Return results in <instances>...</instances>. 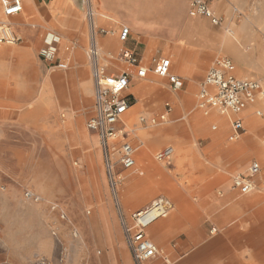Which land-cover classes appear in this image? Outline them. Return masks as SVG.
Here are the masks:
<instances>
[{"label":"crops","instance_id":"0c3cea01","mask_svg":"<svg viewBox=\"0 0 264 264\" xmlns=\"http://www.w3.org/2000/svg\"><path fill=\"white\" fill-rule=\"evenodd\" d=\"M208 1L221 19L219 24L205 16H191V0H23L24 10L15 18L17 26L13 24L21 41L0 43V124L5 131L63 135L69 131L82 148L93 146L94 136L79 126L84 99H90L92 91L89 118L94 112V85L86 55L91 9L102 62L111 72L134 74L124 92L131 107L123 120L128 127L134 126L127 140L142 139V197L136 202L142 198L144 207L164 195L174 206L148 230L161 250L153 263L264 264V195L257 191L243 194L231 186L232 176L253 161L259 162L264 177V165L252 154L255 147L264 151L259 135L264 94L240 114L216 109L204 114L197 107L200 85L218 57L233 60L236 77L261 80L264 52L257 51L242 34L248 21L235 13L238 0ZM125 26L129 35L122 40ZM50 33L59 36L57 66H50L39 55ZM123 49L132 51L148 69L146 77L135 76L137 68L119 55ZM164 58L170 59V73L181 82L176 89L154 70ZM167 103L171 106L167 120L155 125L138 122L142 115L165 113ZM130 111L133 121L127 115ZM237 117L243 119L244 127L239 139L231 140L232 121ZM247 142L252 149L245 154ZM166 149L171 151L170 159L159 164L155 155ZM95 156L100 160L99 151ZM124 170L130 184L134 173ZM34 209L0 207V232L8 245L0 264H33L40 256L37 253H43L50 264H60V249L65 250L69 264H79L83 255L92 264H131L133 257L113 207L79 212V222L64 220L73 226L74 237L81 230L82 240L75 247L69 225L52 218L47 207ZM52 228L63 240L58 238L60 249H53Z\"/></svg>","mask_w":264,"mask_h":264},{"label":"built area","instance_id":"2783aa9c","mask_svg":"<svg viewBox=\"0 0 264 264\" xmlns=\"http://www.w3.org/2000/svg\"><path fill=\"white\" fill-rule=\"evenodd\" d=\"M4 16L7 19L0 20V43L16 44L21 41V36L16 32L10 17L20 14L24 10L23 0H0ZM191 16L208 17L212 23L219 24L220 17L211 7L208 0H191L189 7ZM87 19L90 25V41L87 45L86 55L91 68V75L94 85V112L87 120V129L94 133L99 141L105 175L112 198L119 207V188L121 184V174L118 172V165L125 169L135 165V153L138 149L127 137L134 130L128 127L123 118L131 107V101L124 96V92L129 87L133 73L122 71L121 73L111 72L108 65L101 60V50L97 43L96 28L93 22V13L89 9ZM105 32V30H102ZM129 35V27H123L120 38L126 40ZM59 36L50 33L46 36L44 44L40 48V58L54 64L58 53ZM120 57L137 68L136 77L144 78L148 69L140 65L138 58L132 51L123 49ZM235 63L227 56L218 57L215 63L208 70L205 79L200 85L198 92L197 107L204 113L209 114L213 110L221 113L233 112L242 113L250 102L256 100L258 95L264 94L261 80L238 78L233 74ZM155 72L160 77H167L173 88L181 85L179 78L170 73V59L164 58L157 61ZM171 110L169 103L166 104V112L160 116L146 117L140 116L138 122L143 125H155L168 119L167 113ZM258 114L261 111H257ZM244 123L241 117L232 121L231 140L239 139ZM122 137L121 144H115L117 138ZM171 151L166 149L155 155L157 161L167 162L170 159ZM261 165L258 161H253L243 172L235 173L232 176L231 186L243 194L253 191H264V177L261 176ZM262 177L259 179L258 177ZM26 198L33 201H41V195L25 190ZM58 204H54L51 209H56ZM172 201L164 195H160L146 204L144 207L133 211L130 219L121 213L120 222L122 225L125 241L131 252L135 264H146L161 254L159 247L148 236V230L159 219L169 215L173 209ZM61 217L65 220L68 214L61 209ZM216 228H212L214 232ZM78 235V233H74ZM67 255L61 251L59 255L60 264H69ZM33 264H50L49 259L40 255L37 256Z\"/></svg>","mask_w":264,"mask_h":264},{"label":"rangeland","instance_id":"374dc122","mask_svg":"<svg viewBox=\"0 0 264 264\" xmlns=\"http://www.w3.org/2000/svg\"><path fill=\"white\" fill-rule=\"evenodd\" d=\"M238 1L235 13L241 20L248 21V25L243 27V36L251 40L257 51L264 52V0ZM17 16H12L9 19L16 26L18 22L15 18ZM2 19H7V17L4 16L0 4V20ZM262 76H264V73L260 77ZM260 77L258 79L264 81ZM84 102V111L82 105H80L84 115L79 126L94 136L93 146L82 148V145L73 138L72 133L69 131L64 135L57 131L44 133L26 130L5 131L0 124V207H25V209L27 207L34 211V207H47L52 218L62 225H69V231L71 228L70 241L72 247L77 246V243L79 244L78 241L82 240L83 235L79 229V236H73V226L61 217V209H64L68 214L67 221L73 223L74 221L79 222V212L88 214L90 211L92 213L93 207H113L122 229L121 213L130 219L131 213L142 207V198L137 203V199L133 197V194L142 188V139L133 138L129 140L138 147L135 153V165L127 168L134 174L131 176L132 181L130 184H128L126 178L123 183L121 182L120 186L123 185V187L119 188V192L123 191L127 196L132 194V199L130 202L124 203L119 197V210L108 187L98 138L86 127L87 119L91 115L93 91L91 98L84 99ZM131 127L134 129L133 125ZM247 128L250 130V125H247ZM259 135L260 138L264 139V123L259 128ZM116 142L120 144L122 142L121 137L117 138ZM251 149L252 147L248 142L244 143L243 153L248 154ZM253 149L257 154L255 152L252 154L256 155L264 165L263 149L256 147ZM96 150L100 153V160H97L95 156ZM82 152H85L86 156H83ZM155 161L159 164L165 163L156 159ZM124 169L120 164L117 167L122 176H125ZM169 180L172 181L173 179L169 178ZM27 189L41 195L43 200L36 202L26 198L24 191ZM257 192L264 195V191L259 190ZM53 203H59L60 207L51 210L50 207ZM146 203L148 202H145L144 205ZM53 231L58 234L54 235ZM51 236L53 237V249L57 246L60 249L62 245L58 238L61 240L62 238L57 229H51ZM46 246L48 247V244ZM67 249L69 251V248ZM61 251L65 252L64 249H60L58 253H61ZM7 252L8 245L5 243L1 229L0 255L5 257ZM37 254L43 255V253ZM79 264H92V260L90 257L83 255ZM131 264H134L132 259ZM147 264H166V262L153 263V260H150Z\"/></svg>","mask_w":264,"mask_h":264},{"label":"bare ground","instance_id":"6f19581e","mask_svg":"<svg viewBox=\"0 0 264 264\" xmlns=\"http://www.w3.org/2000/svg\"><path fill=\"white\" fill-rule=\"evenodd\" d=\"M136 108L134 107V110L133 111H136L135 110ZM128 118L130 119V120H132V114H131V111L130 112H128ZM133 121V120H132ZM125 178H126V175L125 176H122L121 175V182L123 183V181L125 180ZM121 183V184H122ZM123 187V185H121L120 186V188H122ZM119 195H120V199L124 202V203H127V202H130V200L132 199V194L131 195H128L127 196V194L125 193V192H123V191H120L119 192ZM134 196V198H136V199H138L139 200V198L140 197H142V188L140 189V190H138L135 194H133ZM126 196V197H125Z\"/></svg>","mask_w":264,"mask_h":264}]
</instances>
